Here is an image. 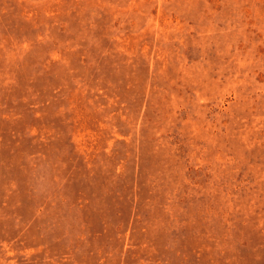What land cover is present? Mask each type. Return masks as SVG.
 Segmentation results:
<instances>
[{
  "label": "rangeland",
  "instance_id": "374dc122",
  "mask_svg": "<svg viewBox=\"0 0 264 264\" xmlns=\"http://www.w3.org/2000/svg\"><path fill=\"white\" fill-rule=\"evenodd\" d=\"M0 264H264V0H0Z\"/></svg>",
  "mask_w": 264,
  "mask_h": 264
}]
</instances>
